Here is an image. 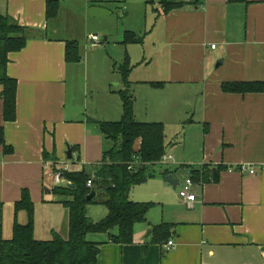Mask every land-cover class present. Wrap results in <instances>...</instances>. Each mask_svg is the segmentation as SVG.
I'll list each match as a JSON object with an SVG mask.
<instances>
[{"label": "crops", "instance_id": "obj_1", "mask_svg": "<svg viewBox=\"0 0 264 264\" xmlns=\"http://www.w3.org/2000/svg\"><path fill=\"white\" fill-rule=\"evenodd\" d=\"M57 1L59 11L52 20L47 19L48 0L0 1L1 12L28 30L26 47L9 56L8 75L18 83L15 122H5L0 97V127L5 130L7 145L13 149L5 155L0 146V201L4 207L14 208L27 190L35 205V216L38 206L46 220L40 233L35 227L39 240L51 237L52 231L63 233L56 212L65 209L60 204L65 198L54 196L51 191L61 186L54 176L60 170H72L68 167L67 147L79 148V152L73 150L71 160L78 158L79 166L83 169L90 166L93 171L105 147L97 123L116 121L123 114L121 99L111 89L112 83L117 87L123 85L120 79H110L101 95L92 81V66L84 61L86 52L83 54L80 44L81 61L67 62L66 42H78L79 38L71 36L74 32L59 36L62 30L59 20L65 7L61 0ZM75 1H81L79 10L87 20L89 10L93 18L113 16L114 9L127 0ZM168 1L186 5L166 14L160 0H137L138 7L133 12L144 28L139 31L124 26L118 33L124 40L126 32L142 35L152 26L144 35L143 44L128 45L133 64L130 77L131 88L135 86L133 97L136 102L144 92L153 100L171 92L174 95L169 98L171 103L178 105L184 100V104H191V112L193 103L196 113L188 123L198 126L200 147L188 151L185 144H175L170 151L166 150L167 155L172 153L171 162L151 167L154 177L134 187L129 198L134 202L147 201L144 197L148 195V187L143 194L140 190L155 184L152 197L161 202L157 203L159 209L151 214L152 208L147 222L135 226L131 245L108 242V235L92 236V241L105 243L97 264H264V94L222 91L225 83L264 82V0ZM118 8L119 16H129L128 7L126 14L124 7ZM100 23L90 21V25ZM157 30L159 41H153V50L147 52L148 38ZM212 45L216 48L212 49ZM154 61L158 69H153L148 78ZM110 62L101 66V74L111 75L112 67L115 71V64L112 66ZM147 82H164L165 86L153 89ZM192 89L196 96L200 91L194 102ZM1 90L0 87V93ZM159 119L154 122H164L166 129L164 118ZM55 151L57 163L44 160V152L51 155ZM164 165H167L162 172L165 176H175L180 169L206 173V182L194 183L193 193L197 197L194 203L184 202L178 190L165 181L166 186L161 185L165 176L157 174L156 168ZM243 165L254 167L256 173L241 172ZM187 178H180L177 189ZM90 214L94 221H99L106 216L107 209H91ZM21 215L27 218L22 212L19 219ZM161 224L173 226L171 249L167 246L169 241L150 245L151 234L146 238L154 226ZM8 228L5 235L3 226L0 228V238L11 237Z\"/></svg>", "mask_w": 264, "mask_h": 264}, {"label": "trees", "instance_id": "obj_2", "mask_svg": "<svg viewBox=\"0 0 264 264\" xmlns=\"http://www.w3.org/2000/svg\"><path fill=\"white\" fill-rule=\"evenodd\" d=\"M8 1V0H0ZM245 2L247 0H229ZM164 13L168 14L182 9L186 4L171 3L160 0ZM60 3L48 0L47 19L57 17ZM28 30L0 10V97L4 102V120L13 123L17 119V80L8 75L9 56L21 52L27 44ZM144 38L133 32H126L122 44L141 45ZM66 60L68 63H79L81 54L77 41L66 42ZM133 67L129 55L120 65L119 73L124 89L118 91L122 102V118L119 121L97 123L99 133L105 140L106 148L101 161L94 165L91 174L81 171L63 169L60 175L68 183L55 187L51 193L65 198L61 201L68 211V230L64 237L57 231L51 237L39 240L35 236V205L27 190L21 200L14 205V222L10 238H0V264H97L101 247L105 243L90 240V236L108 235V242L127 246L133 244L135 226L147 222V215L155 206L153 202H134L130 200L131 190L146 183L154 175L150 169L160 165L166 154L167 144L163 123L138 122L135 118V99L130 92ZM153 89L165 86L164 82H147ZM227 94H264V82H235L222 85ZM140 143L137 147V143ZM0 146L4 154H11L13 149L6 143L5 130L0 127ZM111 146V147H109ZM109 147V148H108ZM72 150L79 148L71 147ZM44 160L57 163L56 151L53 154L44 152ZM56 171V170H55ZM164 174H167L164 173ZM206 173L191 170L193 183L206 182ZM163 177L165 175H162ZM215 181L217 177H214ZM92 181V187L87 186ZM70 185H75L74 189ZM95 191L96 197L88 201L87 197ZM103 192L101 202L107 209L106 216L94 221L88 215V206L97 204V198ZM4 204L0 201V228L3 226ZM27 215V223L19 222V214ZM172 225L161 224L151 229L150 245H163L172 237ZM116 231V233H115Z\"/></svg>", "mask_w": 264, "mask_h": 264}, {"label": "rangeland", "instance_id": "obj_3", "mask_svg": "<svg viewBox=\"0 0 264 264\" xmlns=\"http://www.w3.org/2000/svg\"><path fill=\"white\" fill-rule=\"evenodd\" d=\"M75 2H76L75 0H61V3L63 4L62 6H64L65 9L63 10L60 16V20H59L60 25L62 27V30L59 36H69V34H72L74 32V34L71 36H75V37L77 36L76 38H79L77 40L80 44V48L83 54H85L86 52V58H85V55H83L84 61L86 60V63L89 62L90 65L92 66V74H91L92 81L96 83V88L100 92H102L101 93L102 95L103 90L106 88V85L109 83L110 79L115 78L118 80L120 79L122 81L121 75L119 73V68H120V65L124 63L123 62L124 61L123 59H125L124 57L127 54L129 55L128 49L131 45L127 46L124 44H120L123 38L121 39V37H119L121 35L118 33L120 32L118 30H123L124 26H131L133 27V29L140 31V29L144 28V23H141V22L139 23L140 21L139 18L135 17V14H134V12L136 11L135 9L138 7L137 0L123 1L122 3H120V6H118L122 8L124 7L123 10L125 14L129 10L130 12L129 16L128 15L125 17L119 16L118 15L119 8L117 7V9H114L113 16H108V17L102 16L100 18H93L91 10H89L87 14L89 16H87V20L85 19V16L82 15V13L79 10L81 6V1L80 2L77 1L76 3ZM127 7L129 8L128 10H127ZM90 21H97V23L101 22L102 24L100 23L97 25H90ZM151 28L152 26L147 28L146 33L150 32ZM68 30H71V31H68ZM146 33H143L142 35H139V33H136V34L144 38V35ZM93 35L99 38L98 43H92L88 41V39L92 37ZM105 37H109V41H105ZM159 37H160V31L157 30V32H155L154 35L148 38V41H147L148 44L146 45L147 52H150L153 50L152 43L155 40L159 41ZM107 51L109 53H107ZM163 60H166V57H163ZM109 61H111L110 64H112V66H113V63L115 64V71H113V67H112L111 75L101 74V66L103 65L106 66V64L109 63ZM153 69H156V70L158 69V66L156 65L155 61L148 70V74H147V76H149L148 78H150V74L153 72ZM123 86L124 85L117 87L116 83H112L111 89L113 91L118 92L123 89ZM134 89H135V86L130 88V92L132 94L134 93ZM147 89L149 90H146V91H149V93H151L150 88H147ZM192 90H193L192 91L193 94L191 95V98H192V102H194V100L198 99L200 91L196 96V94L194 95L195 89H192ZM173 96H174L173 93L167 92L165 97L163 96L162 98L156 97L152 100V98L148 97L144 92H142L140 95L141 99H138L135 102L137 121L138 122H154L156 120H160L159 118H162V119L164 118L167 124L166 129H165L166 143L167 145L171 143V146L167 147L166 149L167 151H170L173 145L180 144V143L185 144L188 151L189 149L198 150L200 147V138L198 134L199 128L197 125L188 123L189 119L194 118L195 116L194 114L196 113V107L192 103V112H191L190 111L191 104L188 102L184 104V100H181L178 105L175 103L172 104L169 98L170 97L173 98ZM118 98L120 99V96H118ZM161 100H163V103L160 102ZM118 120L116 119V121ZM111 121H115V120H111ZM105 148L106 146L104 147V149ZM169 153L170 154H168V156L172 154L171 152ZM166 166L167 165L157 167L156 173L162 175V172L167 169ZM68 167H70L72 170H77V171H79L80 168L83 169L82 166L78 165V158H73V160H70ZM63 168H65V166ZM85 170L89 174L92 173V167L90 166H87ZM65 184H66L65 181H62L61 186H65ZM153 185L156 186L155 184ZM153 185L144 186L143 189L140 190V194H143L145 189H147L148 187V195L147 197H144L145 199H147V201L138 200L139 202H153L155 204V206L151 210V214L154 213L157 209H159L157 206V203L161 204V202L157 200L154 201L152 197L154 196V192H155L154 191L155 187H153ZM161 185L166 186L164 180H161ZM177 190L179 193L180 189L178 188ZM137 191L134 193L133 198L135 194L137 193ZM45 198H47V195H45ZM104 198L105 197L103 195V192L102 193L100 192V196L97 198L98 203L93 204L90 208H88V213L91 218H92L90 214L91 209L93 211H100L101 209H106L105 206L101 204ZM41 211H42V208L37 206L36 216H35V227H36V231L38 230L39 233H40V227L42 228L46 227V220L44 219ZM56 216L58 220L60 221L59 223L60 230L61 232L63 231V233L61 234L62 236L66 237L67 230H68V211L67 209L65 208V209L58 210L56 212ZM13 221H14V208L12 206L5 205L4 219H3L4 235L8 227H9L8 236L11 235ZM19 222L21 224L27 223L26 216L21 215ZM8 236H5V237H8ZM92 236H90L89 238L90 240L92 239L91 238ZM43 238L46 239V237H43Z\"/></svg>", "mask_w": 264, "mask_h": 264}, {"label": "built area", "instance_id": "obj_4", "mask_svg": "<svg viewBox=\"0 0 264 264\" xmlns=\"http://www.w3.org/2000/svg\"><path fill=\"white\" fill-rule=\"evenodd\" d=\"M88 41L92 42V43H98L99 42V38L97 36H92V37H90L88 39ZM211 48L215 49L216 46L212 45ZM172 159H173L172 156H168L167 154H165L161 158L160 163L161 164H167V162H171ZM241 172H249L251 175H254L256 173L254 167L247 166V165H243L241 167ZM54 178H55V181H56L57 184H61L62 181H63L60 174H56L54 176ZM87 186L89 188L92 187V181L91 180L88 181ZM193 188H194V183H193L192 179L191 178H187L186 181H185V184L181 187V189L179 191V197L184 202H186L188 205H191L192 203H194L197 200L196 195L193 193ZM167 246H168L169 249L174 247L173 241H169L167 243Z\"/></svg>", "mask_w": 264, "mask_h": 264}, {"label": "water", "instance_id": "obj_5", "mask_svg": "<svg viewBox=\"0 0 264 264\" xmlns=\"http://www.w3.org/2000/svg\"><path fill=\"white\" fill-rule=\"evenodd\" d=\"M66 156H67L68 160L72 159L73 150L70 147H67ZM181 177H188L189 178V177H191V173L188 170L180 169L176 173L175 176L173 174L166 175L165 178H164V181L166 183H168L174 190H177V187L180 184V178ZM70 188L74 189L75 185H70ZM95 197H96V193H95V191H92L91 194L87 197V200L88 201H92ZM150 234H151V232L149 231L147 233V237L146 238H148L150 236Z\"/></svg>", "mask_w": 264, "mask_h": 264}]
</instances>
